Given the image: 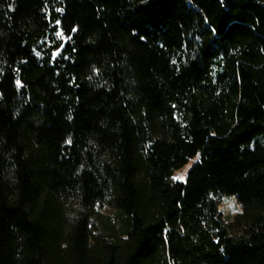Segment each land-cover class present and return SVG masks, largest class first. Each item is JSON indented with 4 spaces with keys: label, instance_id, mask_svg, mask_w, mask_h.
<instances>
[{
    "label": "trees",
    "instance_id": "16d2710c",
    "mask_svg": "<svg viewBox=\"0 0 264 264\" xmlns=\"http://www.w3.org/2000/svg\"><path fill=\"white\" fill-rule=\"evenodd\" d=\"M0 264H264V0H0Z\"/></svg>",
    "mask_w": 264,
    "mask_h": 264
},
{
    "label": "rangeland",
    "instance_id": "374dc122",
    "mask_svg": "<svg viewBox=\"0 0 264 264\" xmlns=\"http://www.w3.org/2000/svg\"><path fill=\"white\" fill-rule=\"evenodd\" d=\"M194 160L191 161L184 169L176 173V176L183 179L187 169ZM220 210L227 221L232 220L235 215L242 211V205L235 196H223L221 198Z\"/></svg>",
    "mask_w": 264,
    "mask_h": 264
}]
</instances>
